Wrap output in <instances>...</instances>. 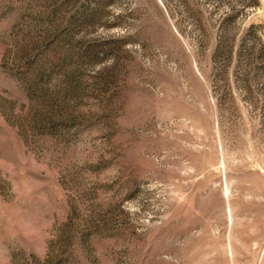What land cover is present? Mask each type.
<instances>
[{
  "label": "rangeland",
  "instance_id": "rangeland-1",
  "mask_svg": "<svg viewBox=\"0 0 264 264\" xmlns=\"http://www.w3.org/2000/svg\"><path fill=\"white\" fill-rule=\"evenodd\" d=\"M0 264H264V0H0Z\"/></svg>",
  "mask_w": 264,
  "mask_h": 264
}]
</instances>
